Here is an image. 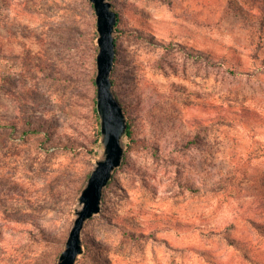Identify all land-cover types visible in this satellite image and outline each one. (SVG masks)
I'll list each match as a JSON object with an SVG mask.
<instances>
[{"label":"rangeland","instance_id":"1","mask_svg":"<svg viewBox=\"0 0 264 264\" xmlns=\"http://www.w3.org/2000/svg\"><path fill=\"white\" fill-rule=\"evenodd\" d=\"M113 3L135 141L76 264H264V0ZM96 35L90 0H0V264L65 248L103 151Z\"/></svg>","mask_w":264,"mask_h":264},{"label":"water","instance_id":"2","mask_svg":"<svg viewBox=\"0 0 264 264\" xmlns=\"http://www.w3.org/2000/svg\"><path fill=\"white\" fill-rule=\"evenodd\" d=\"M90 2L95 10L98 32L96 108L103 151L80 194V207L76 209V218L57 264H76L79 256L84 253L82 234L85 225L101 212L105 188L113 178L115 170L123 164L126 154L124 140L128 132V119L122 103L114 92L112 81L117 54L115 40L119 16L110 0Z\"/></svg>","mask_w":264,"mask_h":264},{"label":"trees","instance_id":"3","mask_svg":"<svg viewBox=\"0 0 264 264\" xmlns=\"http://www.w3.org/2000/svg\"><path fill=\"white\" fill-rule=\"evenodd\" d=\"M112 3H113V0H110ZM113 7L114 9L117 11L118 13V16H119V20H118V23H117V29L119 31V33H123V34H126L128 35L129 33V30H126V29H122L120 28V23H121V15H120V11L118 10L117 6L115 3H113ZM145 34H143L141 31H137L136 32V37H140V38H143L145 37L144 36ZM120 34H118L116 36V50H117V54H116V63H115V67H114V70L112 72V81H113V87H114V92L116 93V96L118 97V99L120 100V102L122 103L123 107H124V110L126 112V116H127V119H128V132H127V138L128 140H130V143L127 145L128 148H131V142H134L135 141V130H134V123H133V120L131 118V115L129 114L128 112V107L126 106L125 102L122 100V98L119 96L117 90H116V79H115V70L117 68V64H118V61H119V53H120V47H119V39H120ZM97 37V35H96ZM213 64H217L216 62L213 63ZM219 65V64H217ZM234 73V72H233ZM93 83L95 84V80L93 79ZM96 94L93 96V113H94V118H95V123L97 124V129H96V143H99L100 140H101V131H100V121H99V115H98V112H97V108H96ZM7 126H10V124H7L5 122H0V127H7ZM44 133V137L46 140H49L51 138V133L50 132V128L48 127V125L46 126V123H40V125L38 126H34L32 128H29L27 130H24V135H31V134H35V133ZM101 146V144H100ZM125 157H126V154H125ZM119 168H117L116 170H118ZM115 170V172H116ZM114 172V174H115ZM114 174H113V177H114ZM89 177V176H88ZM112 182V179L111 181L109 182V184ZM108 187V185H107ZM106 187V188H107ZM106 188H105V191H106ZM104 197H105V194H104ZM104 200V198H103ZM88 248V246H87Z\"/></svg>","mask_w":264,"mask_h":264}]
</instances>
